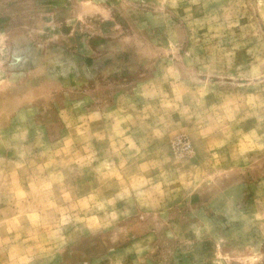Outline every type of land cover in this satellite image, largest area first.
<instances>
[{
	"label": "rangeland",
	"instance_id": "1",
	"mask_svg": "<svg viewBox=\"0 0 264 264\" xmlns=\"http://www.w3.org/2000/svg\"><path fill=\"white\" fill-rule=\"evenodd\" d=\"M0 264H264V0H0Z\"/></svg>",
	"mask_w": 264,
	"mask_h": 264
}]
</instances>
